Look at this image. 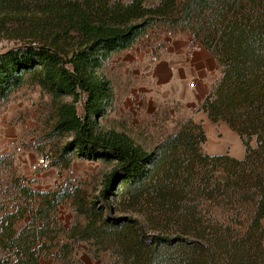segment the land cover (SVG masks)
Wrapping results in <instances>:
<instances>
[{
	"label": "trees",
	"instance_id": "16d2710c",
	"mask_svg": "<svg viewBox=\"0 0 264 264\" xmlns=\"http://www.w3.org/2000/svg\"><path fill=\"white\" fill-rule=\"evenodd\" d=\"M26 22L75 46L1 52L0 101L36 84L54 106L52 132L70 134L54 163L68 167L77 157L113 166L89 200L77 187L17 183V200L0 204V264H40L50 253L64 264L79 241L94 254L110 252L100 264H264V0H0V31ZM154 26L187 31L215 57L219 77L196 109L238 136L240 158L206 153L203 127L190 118L149 149L99 130L113 100L100 69ZM65 199L84 225L56 223Z\"/></svg>",
	"mask_w": 264,
	"mask_h": 264
},
{
	"label": "rangeland",
	"instance_id": "374dc122",
	"mask_svg": "<svg viewBox=\"0 0 264 264\" xmlns=\"http://www.w3.org/2000/svg\"><path fill=\"white\" fill-rule=\"evenodd\" d=\"M52 34L50 29L42 30L39 24L30 22L8 23L0 31V53L8 48L27 43L50 44V42H54L58 48L66 52L71 51L75 46L73 38L59 37L53 41ZM175 34L176 32L170 29L151 27L145 35L136 41L133 47L119 51L104 63L100 73L111 85L113 100L110 108L99 118V130L102 133H123L134 145L149 149L176 129L180 121L179 104L171 106L170 109L167 107L151 108L142 100L140 92L134 90L137 88L138 79L131 81L128 79L130 75L126 74L129 61L139 50L145 47H150V49L143 55L144 67H141L138 72L139 79L150 73L161 53L165 50V37H171ZM131 89L136 93V99H128L127 95ZM12 93L14 95H11ZM12 93L5 100L0 101V120L5 123L7 122V115H10L9 125L18 130L19 133L15 137V131H10V138H0V150L8 149L6 154L0 155V204L8 206L17 200L15 190L17 183L25 184L37 191L68 189L72 186L79 190L77 197H87L86 199L89 200L96 196L104 176L111 170L113 163L102 159L88 160L74 157L68 167L56 165L54 161L63 144L70 139V134L52 132L56 117L50 96L34 83H26ZM68 100L69 98L63 99V101ZM77 112L81 113L79 103L77 104ZM213 130L215 140L223 143L222 148L229 147L232 152L243 150L238 136L226 125H214ZM11 141L16 142L21 147L20 152L15 151ZM208 143L209 141L205 142V145L208 146ZM44 153L50 157V167L46 172L42 171L44 173L41 172L37 176H33L29 170V164L36 155ZM70 170L71 173H69ZM61 206H63L61 217L58 219L55 217L57 207L54 211V218L64 230L69 229L74 223L80 226L84 225L85 218L75 212L70 199H65ZM23 222L24 220L20 221L18 225L23 224ZM62 225H65V228ZM262 226L264 229V216ZM62 236L59 235V238L61 239ZM262 243L264 247V232ZM79 244L82 246L76 248ZM92 248L93 246H88V242L85 241L74 243L72 252L64 264H88L90 263L89 259H94L97 264H100L106 263L111 258L110 252L99 251L94 254L91 251ZM84 257L87 258V260L85 259L86 262ZM44 259L49 260L48 264L59 263V260L51 255L41 260ZM44 262L43 264H47V261Z\"/></svg>",
	"mask_w": 264,
	"mask_h": 264
},
{
	"label": "crops",
	"instance_id": "0c3cea01",
	"mask_svg": "<svg viewBox=\"0 0 264 264\" xmlns=\"http://www.w3.org/2000/svg\"><path fill=\"white\" fill-rule=\"evenodd\" d=\"M158 1L159 0H144V3L147 6H152ZM164 40L166 41L165 50L161 53L159 60L152 67L151 72L141 79H139L138 72L141 67H144L143 55L150 47L139 50L137 54L133 56V59L129 61L126 74L128 76L130 75L128 79L131 81L138 79L136 82L137 88L134 89L135 92H140L142 100H144L146 104H149L151 108L158 109V107H167L170 109L171 106L179 104L180 121L190 118L202 125L206 135L205 142L207 143L209 141L208 146H206L205 143L203 144V150L206 153L220 154L227 152L231 156L240 158L243 151L232 152L229 147L222 148L223 143L221 141L215 140L213 126L217 124H226L224 122L214 123L208 119L205 112L196 109L208 93L213 82L219 77V65L215 57L201 46L194 47V44L191 43V36L187 31L176 33L171 37H165ZM134 90L131 89L130 93H128V99H136V93L133 92ZM11 95L14 94L12 93ZM7 117V122L5 123H2L0 120L1 139L6 137L10 138V131H15V137L19 133L18 130L9 125V119H11L10 115H7ZM7 150L6 148L1 149L0 155L6 154L8 152ZM30 172H32L33 176H37L42 171L34 172L30 170ZM44 172H46V170ZM62 209L63 206L60 204L55 214L57 219L61 217ZM62 226L64 227L65 225ZM81 246L82 244H79L76 248ZM85 259L87 260V258L84 257V260ZM89 260L90 263L88 264H97L94 259ZM44 261H47L48 264L49 260H40V264L45 263Z\"/></svg>",
	"mask_w": 264,
	"mask_h": 264
},
{
	"label": "built area",
	"instance_id": "2783aa9c",
	"mask_svg": "<svg viewBox=\"0 0 264 264\" xmlns=\"http://www.w3.org/2000/svg\"><path fill=\"white\" fill-rule=\"evenodd\" d=\"M194 47H198V46L194 45ZM10 143L16 152L21 151V147L16 142L11 141ZM49 167H50V157L47 153L36 155L34 160L29 164V169L34 172L45 171ZM69 173H71V170L69 171ZM50 255L52 256L53 254L50 253Z\"/></svg>",
	"mask_w": 264,
	"mask_h": 264
}]
</instances>
